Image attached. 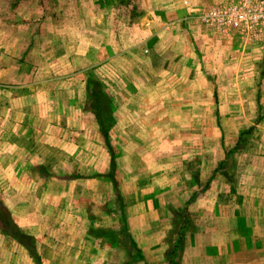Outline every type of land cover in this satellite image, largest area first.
<instances>
[{
  "label": "rangeland",
  "instance_id": "1",
  "mask_svg": "<svg viewBox=\"0 0 264 264\" xmlns=\"http://www.w3.org/2000/svg\"><path fill=\"white\" fill-rule=\"evenodd\" d=\"M185 1L98 0L91 13L89 0H0V221L11 204L23 225L15 233L19 225L10 218L12 234L22 238H14L11 250L53 252L48 264H75L68 257L74 250L78 264H169L171 258L174 264H223L217 249L207 247L229 230L235 246L247 247L251 229L264 219V47L213 45L192 34L187 23L197 20ZM189 1L202 10L230 0ZM67 6L71 40L62 45L58 27ZM176 26L185 34H162ZM160 31L151 54L146 39ZM117 42L139 47L123 55L107 49L113 56L106 57L103 48ZM89 52L102 62L81 68ZM165 57L191 69L185 81L158 74L161 91L167 86L181 95L169 100L171 124L127 130L133 108L144 118L143 105L132 98L135 81L145 70L158 73L151 59ZM54 61L56 72L47 66ZM76 68L69 82L59 78ZM85 87L105 97L98 119L92 107L85 113L102 122L106 137L86 115L67 133L75 151L44 147L42 140L59 142L64 131L55 129L65 126ZM69 174L78 178L74 188ZM77 209L81 227L75 230ZM38 233L46 237L40 244ZM75 235L82 242L68 243Z\"/></svg>",
  "mask_w": 264,
  "mask_h": 264
},
{
  "label": "crops",
  "instance_id": "2",
  "mask_svg": "<svg viewBox=\"0 0 264 264\" xmlns=\"http://www.w3.org/2000/svg\"><path fill=\"white\" fill-rule=\"evenodd\" d=\"M90 2V7H88V9L91 11V13L93 12V10L97 5L96 4H101L100 2H98V0H89ZM188 2L190 3V6H195L192 2H190L188 0ZM194 7H192L193 9ZM69 7L67 6V8L64 10V13L62 14V17H64V22H62V27H58L59 28V32H60V37L57 39L60 41H62V45H65L66 42L69 45L70 44V37H69V31L70 28L67 26L68 25V20H71L72 16L70 14V12H68ZM106 10V12L110 13L111 9H106V7L104 5H100V9H98L99 11L101 10ZM189 9V8H188ZM191 10V8L188 10V12ZM185 13V15H187V13ZM196 10H194L193 12L190 13V15H196ZM106 15V14H105ZM107 16V15H106ZM195 17V16H193ZM107 18L108 17H104ZM196 19V18H195ZM198 21H193V22H188L187 24L189 25L187 28L188 30H192V34L195 35H199L200 33H202L205 38H203V40H210L211 43L217 44L219 41L220 43H223L224 45H231L232 47L235 46H240L242 48H247L248 45H255L258 44L260 47H264V39L263 38H259L258 40H252V41H246L243 40L242 38L239 37V35H233L230 36L228 38L222 37L219 33H217L214 30L205 28L203 26H195L198 25L197 23ZM88 22L86 23V21L84 22V26L87 25ZM195 26V28H193ZM86 29V28H85ZM90 31V30H88ZM173 31H175L174 33L176 34H180V32L184 33L181 28H178L177 26L175 28H171L169 29V27H166L165 29L162 30V34H173ZM57 33V30L55 32V34ZM161 34V31L158 34H154L151 35L150 37H148L146 39V44L149 48L148 52H151V54L153 53V51H155L158 48V38ZM185 34V33H184ZM113 35V34H111ZM213 35V36H210ZM139 47L138 44H134L132 43L131 46L129 48H125L122 44V42H117V44L115 45H108L105 46V48H103V51H108L107 49H111V51H116V53H120V55H123L125 53L126 50H136ZM167 48V46H165ZM172 47V46H171ZM175 47V46H174ZM170 48V50L174 49ZM63 48H65L63 46ZM69 48V47H68ZM148 50V49H147ZM62 52H64V49L61 50ZM104 52V53H105ZM109 52V51H108ZM107 53V52H106ZM91 53L89 52L87 55H85L87 58V61H85V58H81L83 60H81V62L83 63V66H81V68L83 67H91V66H97L98 63L101 64L102 61H99L97 63L96 60V55H95V60H91L90 57ZM102 55V54H101ZM77 56V55H76ZM106 57H112L113 53H108L107 55L105 54ZM55 59V58H54ZM105 59V58H104ZM177 57L173 58V59H169V57H165L164 59H151V64L149 66H153V65H158V73H156L155 69H150L145 70V73H143V75H141L140 77L137 78V80L135 81L136 84H134V86L137 88L135 89V93L132 95V98H137L140 102L139 106L143 105V107H141L142 109L139 111V115L140 116H144V118H140L137 117V112H135V108L132 109V112H129V118L130 120H126L127 124H126V129L129 131H136L138 130V125H142L143 129L146 130H155V129H161L166 122H170V119L165 118L166 116H169L172 114V108H171V100L172 98H179L181 97L179 92H176L175 94H173L171 92V90L167 87L165 89V92L161 91L163 90V87L161 89V84L164 85L163 83H161V81H163L161 78V80L158 78V74L161 72L165 73V75L168 76H175L177 78L182 79L183 81H185V78H190L191 76V69L186 67V63L184 60L179 59V61H177ZM170 61L175 62V63H170ZM55 61L52 63L51 65H47L48 67H54L53 70L54 72H56V67L57 64L55 63ZM153 63V64H152ZM80 67V66H79ZM173 67V68H171ZM78 70V68L76 69H72V75L66 77L64 75H61L59 78H61L62 80H67V82H69L70 80L73 79V77H75L76 75H78V73H76V71ZM81 74V73H80ZM166 80V79H165ZM52 82V81H51ZM161 83V84H160ZM169 83V82H168ZM166 85V84H165ZM89 91H86V87L85 90L83 91V98H81L80 96H76L75 99H77V107L72 111V112H67L66 115L64 116V122L63 127L62 128H56L55 130H63L64 132L61 133L59 136H57V138L59 139V142L54 143L52 140L48 141L49 139H45L42 140L40 143L44 146V147H50L51 149H57L60 150L59 146H63L64 151L66 152V150H71L74 151L77 148V143L76 140L74 139H70V136L67 137V133L68 131H71V127L72 124L75 121H82L84 122V120L86 119V115H89V117L92 119V122L94 123V125L96 126V130H99V126L97 124V122L94 120V115L92 113H85V108L87 110V107L89 106V102H88V98H89ZM136 95V96H134ZM134 96V97H133ZM144 98V100H143ZM80 99H82L80 102ZM143 100V101H142ZM144 102H148L147 104ZM150 102V103H149ZM80 103V104H79ZM144 104L146 106H144ZM158 105H161V109L158 107ZM177 106L180 107V105L176 104ZM159 108V109H158ZM88 112V111H87ZM131 116V118H130ZM160 116H163L164 118L161 119V121H156L157 118H160ZM93 117V118H92ZM167 119V120H166ZM165 123V124H164ZM80 127V126H79ZM82 127V126H81ZM120 128V127H119ZM121 129H123V127H121ZM62 137V138H61ZM63 140V141H62ZM104 141V140H103ZM102 141V142H103ZM87 142L84 141L83 142V146H86ZM21 144V143H20ZM62 144V145H61ZM22 145V144H21ZM59 145V146H57ZM23 149V147H21ZM68 148V149H67ZM74 153V152H73ZM70 154L67 153V157H69ZM36 159L39 160L40 158H38L36 156ZM54 180L57 181H61L62 179H65L63 175L61 174H53ZM67 178H71L69 182L70 187L74 188L76 187V184H78V182H76L77 176L73 175V174H69L68 176H66ZM85 177V176H84ZM89 177V175H88ZM54 180L50 179L49 182L53 183L55 182ZM73 185H72V184ZM79 186V185H78ZM61 187L63 188V186L61 185ZM68 187V188H70ZM67 189V188H66ZM67 191V190H66ZM47 194H49L48 192H46ZM67 198H64V201ZM70 203H72L73 205H76V201H72V198H69ZM7 205V204H6ZM44 206V205H43ZM47 206V204L45 205ZM7 210V212L9 213L10 218L12 219V221L14 222L15 225H19V230L23 231L21 228H23V225H21V223L18 221L17 219L18 214L15 213V209L11 206V204H8V206H6L5 208ZM77 212H74V214L76 215V219H73V224L71 225L73 229L77 230V227H81V221L80 218L77 217V215H79L81 213V209H77ZM76 211V210H75ZM17 217V218H16ZM20 217L23 218L22 213H20ZM77 220V221H75ZM53 220H49L47 225L53 226ZM3 223L0 221V239L2 240V243L0 244V264H48V257L52 254L55 255L53 252L50 251H46V252H39V250H35V253H31L28 248H26L25 246H20V251H13L11 250V242L14 240L13 236L10 234H6L3 233ZM21 227V228H20ZM253 227V226H252ZM74 230V231H75ZM78 233L77 231H75V234ZM62 235V234H61ZM62 238V236L60 237ZM46 237L42 234L37 235V242L40 244L43 240H45ZM61 241H65V239H61ZM68 243H71L72 241H74V244L76 245L77 243L82 242L80 239V236H73L72 238H67ZM84 242H88L90 240H83ZM203 241V240H202ZM233 237H232V232L226 231L223 234V238L221 239V241L219 242V244L217 246H208L207 248H211L214 251H218L220 256V259L222 258L223 260V264H264V219L261 223H259L258 226H255L251 229V234L246 238V244L247 247L246 248H242L239 247L238 244H236V246L233 243ZM200 244L198 243L196 245V247L194 248L195 250L199 249ZM234 249V250H233ZM60 257L64 258L63 255H60ZM67 257V256H66ZM69 259H71L70 257H73L74 259H76L75 264H78L77 262V258L80 259V251L79 250H74V253H70V255L68 256Z\"/></svg>",
  "mask_w": 264,
  "mask_h": 264
},
{
  "label": "built area",
  "instance_id": "3",
  "mask_svg": "<svg viewBox=\"0 0 264 264\" xmlns=\"http://www.w3.org/2000/svg\"><path fill=\"white\" fill-rule=\"evenodd\" d=\"M184 5L190 6L188 1ZM195 14L200 25L216 31L222 37L236 34L246 41L258 40L260 37L264 39V0H230Z\"/></svg>",
  "mask_w": 264,
  "mask_h": 264
},
{
  "label": "trees",
  "instance_id": "4",
  "mask_svg": "<svg viewBox=\"0 0 264 264\" xmlns=\"http://www.w3.org/2000/svg\"><path fill=\"white\" fill-rule=\"evenodd\" d=\"M90 87V86H89ZM90 92V94H89V98H88V102H89V106L88 107H92V111H93V114L95 115V118L96 119H98V117H97V114L96 113H99V115H100V112H97L98 111V109H100V108H103V106H104V104H102V102H101V100H104L105 99V97L101 94V92H93L92 90H90L89 91ZM94 101V102H93ZM105 101V100H104ZM95 112V113H94ZM97 122H98V124H99V127H100V129H101V132L104 134V129H103V126L104 125H102V122H100L99 120H97ZM103 129V130H102ZM105 135V134H104ZM105 137H106V135H105ZM106 139V138H105ZM112 165H114V163L112 162ZM112 179V178H111ZM112 181H113V179H112ZM7 217V216H6ZM3 219V218H2ZM4 221V224H3V233H6V234H10V235H12L13 236V238H16L17 240H19V241H21L22 240V238H21V236H18L17 234H12V229L10 228V226H12V222H11V219H10V217H9V215H8V217L7 218H4L3 219ZM2 222V221H1ZM2 222V223H3ZM16 231L17 232H15V233H22V231L21 230H17L16 229ZM26 236V235H25ZM124 236L126 237L127 235L126 234H124ZM21 239V240H20ZM129 239H130V237H129ZM131 240V239H130ZM184 240H185V237H184V234L181 232V231H179V233H178V245H180V244H184ZM178 245H177V247H178ZM31 253H35V251H30ZM169 264H174V262H173V259L171 258L170 259V261H169Z\"/></svg>",
  "mask_w": 264,
  "mask_h": 264
}]
</instances>
